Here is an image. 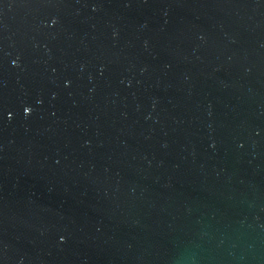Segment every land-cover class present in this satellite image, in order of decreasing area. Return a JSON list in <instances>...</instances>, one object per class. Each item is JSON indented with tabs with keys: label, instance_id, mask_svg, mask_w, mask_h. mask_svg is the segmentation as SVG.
Instances as JSON below:
<instances>
[{
	"label": "water",
	"instance_id": "water-1",
	"mask_svg": "<svg viewBox=\"0 0 264 264\" xmlns=\"http://www.w3.org/2000/svg\"><path fill=\"white\" fill-rule=\"evenodd\" d=\"M0 264H264V0H0Z\"/></svg>",
	"mask_w": 264,
	"mask_h": 264
}]
</instances>
